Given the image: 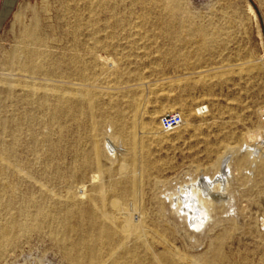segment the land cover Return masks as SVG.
<instances>
[{
    "label": "rangeland",
    "instance_id": "rangeland-1",
    "mask_svg": "<svg viewBox=\"0 0 264 264\" xmlns=\"http://www.w3.org/2000/svg\"><path fill=\"white\" fill-rule=\"evenodd\" d=\"M94 1L12 0L6 4L0 0V156L17 165L20 172L16 175L6 164L2 166V176L12 184V191L6 194L12 205L2 212V221L11 217L22 221L17 217L19 210L33 214L39 205L52 214L54 210L75 213L99 207L97 190L103 186L106 203L118 201L120 212L142 222L147 233L134 255H123L125 250L119 249L105 264L121 258L130 264L170 263L165 259L173 264H193L207 256L209 238L223 230L228 245L225 251L239 254L235 264H264V234L257 226L264 206V0H179L172 30H165L164 22L160 23L169 19L166 0H110L99 9H93ZM179 22H184V28L202 27L212 35L207 51H198V38ZM33 24L41 40L37 46L24 38L25 30ZM28 49L40 54L46 51L37 76L6 65L9 53L22 56ZM100 56L114 60L117 68H107ZM58 61L64 62L54 75L46 76L45 71ZM66 68H72L70 73ZM28 87L35 88L33 93ZM85 88L94 89L93 108L83 101ZM59 94L64 95V103L59 117L52 121L49 110ZM41 98L46 103L44 109L33 104ZM201 107L204 109L197 113ZM166 112L179 113L184 124L157 134L158 120ZM119 122L124 125L122 134ZM133 122L135 151L130 149L129 139ZM148 124L152 130L144 132L142 127ZM16 128L20 129L14 131ZM250 132L255 133L251 141L247 139ZM15 133L18 141L14 143ZM94 146L99 150L98 167ZM253 147L257 150L256 157L252 155L255 161L238 165ZM228 152L232 153L226 172L230 188L225 213L212 232H208L211 222L200 232H188L179 216L172 214L168 196L196 178L215 176ZM95 174L98 179L91 180ZM131 178L136 180L134 193L128 188ZM82 185L85 196L69 201L67 197ZM105 210L113 213L109 206ZM67 222L74 226L73 218ZM56 228L47 217L39 229L19 236L5 248L0 264H68L51 235ZM64 230L62 227V233L67 232ZM79 230L89 228L81 223ZM115 247L103 246L104 255Z\"/></svg>",
    "mask_w": 264,
    "mask_h": 264
},
{
    "label": "bare ground",
    "instance_id": "bare-ground-1",
    "mask_svg": "<svg viewBox=\"0 0 264 264\" xmlns=\"http://www.w3.org/2000/svg\"><path fill=\"white\" fill-rule=\"evenodd\" d=\"M107 1L110 0H95L91 5L93 7V9H99L104 7L103 3H106ZM168 3L165 5L166 8V12H167V16H168V21H161L160 23L163 25L162 22H164V28L165 30H172L174 27V24L176 23V20L174 19L175 16V12L177 10V8L179 7V0H166ZM116 3V2H115ZM140 4V3H138ZM89 8V7H88ZM249 8V12L251 13V15L253 17H255L252 9L250 7ZM125 9V8H124ZM69 10V9H68ZM69 12V11H67ZM71 12V11H70ZM79 13V11H78ZM71 14V13H70ZM101 14V13H100ZM182 17V16H181ZM180 17V18H181ZM109 19V18H108ZM91 23V22H90ZM76 24V23H75ZM144 24V23H143ZM179 24L181 25V27L183 29L187 28V31L192 34L193 36H196L198 38V51H207V49L209 48L211 39H212V35L210 33H208V31L202 27L199 26H194V27H185L183 26L184 22H179ZM195 24V23H194ZM35 24L31 25L28 29L25 30V35L24 38L28 41L29 45H39L41 44V40L39 38V36L36 33V29H35ZM78 27V26H77ZM174 33V32H173ZM180 33V32H179ZM181 34V33H180ZM174 36V35H173ZM182 36V35H181ZM172 37V36H171ZM179 37V36H178ZM175 38V37H174ZM108 39V38H107ZM181 39V38H180ZM43 40V39H42ZM176 41V40H175ZM44 43V42H43ZM196 43V42H195ZM35 46V47H36ZM214 46V45H213ZM196 47V46H195ZM218 47V45H217ZM44 48V47H43ZM92 48V47H91ZM186 48V47H185ZM188 48V47H187ZM26 49V48H25ZM30 49V48H29ZM27 50L24 52V54H22V56L24 55V59H21L20 55H18L16 52H11L8 55V60L6 65H8L9 67H17L15 68L17 71H21L22 74L27 73L32 74L35 73L36 71L38 72V70L42 71V66L41 63L42 61L45 60L44 57V53H46V51L43 54V57H41L42 54H40V51L37 50V52L39 51V53H37L35 50L33 51V49L31 50ZM92 50V49H91ZM102 50V49H101ZM15 51V50H13ZM24 49H22V53H23ZM48 53V52H47ZM101 54V52H98ZM47 55V54H46ZM45 55V56H46ZM97 55V54H96ZM197 55V54H196ZM49 56V55H48ZM58 57V56H57ZM42 58V59H41ZM44 58V59H43ZM50 58V57H49ZM62 58V57H61ZM100 59H103V63H106L105 65H107V68H112L114 69V67H116V65L114 66V60L105 58L100 56ZM40 59L42 61H40ZM48 59V58H47ZM46 59V60H47ZM76 59V58H75ZM54 60V59H53ZM60 60V59H59ZM50 61V60H49ZM56 61V60H55ZM102 61V60H101ZM48 62V61H47ZM46 62V63H47ZM64 62V61H62ZM62 62H53L54 64L52 65V63L50 65L51 68H49V66H47L48 70H46L44 73L46 74V76L48 74L50 75H54L52 74L53 72H55L58 68H60V63ZM100 63V61H98ZM3 62V64H5ZM44 64V62H43ZM101 64V63H100ZM48 65V63H47ZM104 66V64H103ZM44 67V66H43ZM71 67V66H70ZM62 68V67H61ZM98 68V67H97ZM106 68V67H104ZM106 68V69H107ZM117 68V67H116ZM14 69V68H13ZM46 69V68H45ZM43 69V71L45 70ZM67 69V68H66ZM72 69V68H71ZM71 69H67L68 72ZM77 69V68H76ZM105 69V70H106ZM101 70V69H100ZM108 70V69H107ZM106 70V71H107ZM111 70V69H109ZM241 70V69H240ZM16 71V73H17ZM85 71V70H84ZM102 71V70H101ZM75 72V71H74ZM72 72V73H74ZM78 72V71H77ZM48 73V74H47ZM70 73V72H69ZM84 73V72H83ZM15 74V73H14ZM13 74V75H14ZM36 74V73H35ZM35 74H33L32 76H34ZM40 74V72L38 73ZM43 74V73H42ZM58 74V73H57ZM82 74V73H81ZM80 74V76H81ZM20 75V74H17ZM76 75V74H75ZM74 75V76H75ZM202 74H199V76ZM204 75V74H203ZM10 76V75H9ZM31 76V77H32ZM37 76V74H36ZM41 76V75H39ZM85 76V75H84ZM83 76V77H84ZM14 77V76H13ZM24 77V75H23ZM44 77V75H43ZM55 77V76H54ZM87 77V76H86ZM203 77V76H202ZM30 78V77H29ZM28 78V79H29ZM33 78V77H32ZM93 78V77H92ZM21 79H22V75H21ZM25 79V78H23ZM82 79V78H81ZM91 79V78H90ZM30 80V79H29ZM24 81V80H22ZM33 81V80H32ZM31 81V82H32ZM85 81L83 80V83ZM175 82V81H174ZM22 83V82H21ZM34 83V82H33ZM88 83V81H87ZM96 83V82H95ZM14 84V83H12ZM20 84V83H19ZM30 84V83H29ZM35 84V83H34ZM137 84V83H136ZM8 84H6L7 86ZM81 85V84H80ZM85 85V84H84ZM17 86V85H16ZM25 86V85H24ZM29 86V85H27ZM31 86V85H30ZM74 86V85H73ZM87 86V85H86ZM96 86V85H95ZM38 87V86H37ZM59 87V86H58ZM89 86H87L88 88ZM11 88V87H10ZM49 88V87H48ZM73 88V87H72ZM80 88V87H79ZM12 90V89H11ZM17 90V89H16ZM15 90V92H17ZM21 90V89H20ZM35 90V88L33 89L32 87H28V91L32 92ZM53 90V89H52ZM85 92L82 94L83 97V101L87 104V106L89 108H93V94L91 93L93 90H91V92L89 91V89L87 90L85 88ZM19 91V90H18ZM24 91V90H23ZM59 91V90H58ZM26 92V91H25ZM36 92V91H35ZM65 92V91H64ZM21 93V92H20ZM43 93V92H42ZM51 93V91H50ZM68 93V92H67ZM100 93V90L99 92ZM13 96L16 93H11ZM19 94V93H17ZM23 97L26 98L24 94L22 93ZM35 94V93H34ZM39 94V93H38ZM41 94V93H40ZM46 94V93H45ZM77 94V93H76ZM9 95V94H8ZM56 95V94H55ZM53 95V96H55ZM35 96V95H33ZM39 96V95H38ZM44 96V95H43ZM42 94L40 95V97H43ZM51 96V95H49ZM19 97V96H18ZM30 97L29 96V100L30 101ZM23 98V100L26 102V100ZM28 98V97H27ZM38 98V97H37ZM36 98V99H37ZM57 101L56 104L53 106V108H51L49 110V115L48 118L49 120L51 119L52 121H54L57 117H59L58 115L60 114L59 112L61 111L62 105L64 103V95L63 94H59L57 95ZM102 98V97H101ZM68 99V98H67ZM70 99V98H69ZM73 99V98H72ZM76 99V98H74ZM78 99V98H77ZM76 99V100H77ZM19 101V100H18ZM22 101V100H21ZM49 101V100H48ZM52 101V100H51ZM81 101V100H80ZM32 102V101H31ZM35 102V101H34ZM38 102V104H36ZM138 102V101H137ZM17 103V102H16ZM36 103H33L34 106L35 105H40L41 107L46 106L45 100H43L41 98V100L39 99L36 100ZM23 105L27 106L26 103H22ZM76 104V103H75ZM13 105V104H12ZM15 105V104H14ZM17 105V104H16ZM30 106V105H28ZM52 106V105H51ZM68 106V105H67ZM18 106H16L17 108ZM22 107V106H21ZM31 107V106H30ZM33 107V106H32ZM31 107V108H32ZM19 108V107H18ZM36 108V107H35ZM68 108V107H67ZM27 109V108H26ZM29 109V107H28ZM38 109V108H37ZM42 109V110H43ZM84 109V108H83ZM138 109V108H137ZM204 108L201 107L197 110V113L201 112ZM15 110V109H14ZM35 110V109H34ZM34 110L32 109L31 111L34 112ZM40 110V108H39ZM21 111V109H20ZM19 111V113H20ZM76 111V110H75ZM24 112L28 113L26 110H24ZM41 112V111H40ZM46 112V110H45ZM48 112V111H47ZM14 113V112H13ZM76 113V112H75ZM162 113V111L160 112ZM164 113V112H163ZM29 114V113H28ZM27 114V115H28ZM166 114H173L171 112H166ZM179 114V113H178ZM19 115V114H18ZM40 115V114H38ZM36 115V116H38ZM165 115V114H163ZM180 115V114H179ZM17 116V115H16ZM43 116V115H41ZM46 116V115H45ZM61 116V115H60ZM94 116V115H93ZM11 117V114H10ZM13 117V116H12ZM35 117V116H34ZM70 117V116H69ZM181 117V115H180ZM22 118V117H21ZM31 118V117H30ZM33 118V115H32ZM31 118V119H32ZM44 118V117H43ZM156 118V115L151 119V123L154 122V119ZM10 119V118H9ZM23 119V118H22ZM28 119V118H27ZM34 119H37L36 117ZM47 119V118H46ZM47 119V120H48ZM59 119V118H58ZM65 119V118H64ZM70 119V118H69ZM182 119V117H181ZM13 120V119H12ZM21 120V119H20ZM184 119H182V124L181 126L184 124ZM22 121V120H21ZM30 121H33L30 120ZM51 121V124H52ZM24 122V121H22ZM43 123V121H41ZM40 122V123H41ZM131 122V121H130ZM19 123V121H18ZM40 123L38 125H40ZM45 123V122H44ZM49 123V122H46ZM21 124V123H20ZM26 124V123H25ZM25 124L23 126H25ZM31 124V123H30ZM37 124V122H36ZM55 124V123H54ZM16 125V124H15ZM35 125V124H34ZM108 124L106 123V126ZM151 125V124H150ZM149 124L148 125H144L142 127V130L144 132H149L151 129V126ZM18 126V124H17ZM28 126V125H27ZM42 126V125H40ZM49 126V125H48ZM52 126V125H51ZM54 126V125H53ZM79 126V124H78ZM136 123H132V131L130 129V133H129V139L131 141V147L130 148L132 151H135V147H137V144L135 142V134L133 132V129L135 128ZM90 127V126H89ZM95 127V125H94ZM109 127V125H108ZM118 127H119V133L122 134L124 132V125L123 123L119 122L118 123ZM6 128V127H5ZM27 128V127H26ZM46 128L47 124H46ZM138 128V127H137ZM9 129V127H8ZM17 129L20 128H16L14 131H16ZM50 129V127H49ZM109 129V128H108ZM43 130V129H42ZM141 130V131H142ZM6 131V130H5ZM19 131V130H18ZM22 131V130H21ZM48 131V129H47ZM92 131V130H91ZM90 131V132H91ZM96 131V129H95ZM107 131V130H106ZM36 132V131H34ZM39 132V131H38ZM37 132V133H38ZM42 132V131H41ZM11 133V132H10ZM154 133V132H153ZM163 134V132H160L159 130L156 132ZM41 134V133H40ZM260 134V133H259ZM13 135V134H12ZM138 135V133L136 134ZM10 136V135H9ZM108 136V135H107ZM140 136V135H139ZM143 136V134H142ZM20 137V136H19ZM48 137V136H47ZM51 137V136H50ZM141 137V136H140ZM262 137V136H261ZM6 138V137H5ZM9 138V137H8ZM44 138V137H43ZM255 138V133H248V138L253 140ZM24 139V138H23ZM22 139V140H23ZM49 139V138H48ZM52 139V138H51ZM13 142H17L18 141V137L17 134L15 133L13 135ZM29 142L30 139L28 138ZM34 140V139H33ZM106 140V139H105ZM11 141V140H10ZM48 141V140H47ZM264 141V140H263ZM10 142V143H13ZM51 142V140H50ZM108 144H111L112 142L110 140L106 141ZM105 142V144H106ZM119 142V141H118ZM34 143V141H33ZM92 143V142H91ZM138 143V141H137ZM30 144V143H29ZM136 144V145H135ZM262 144V143H261ZM11 145V144H10ZM46 145V144H45ZM104 145V144H103ZM107 145V144H106ZM254 145V144H253ZM260 145V144H258ZM17 146V145H16ZM105 146V145H104ZM113 145H111L112 147ZM249 146V145H248ZM263 146V145H262ZM21 147V146H20ZM93 148V147H92ZM106 148V147H105ZM108 148V145H107ZM247 148V147H246ZM254 148V147H253ZM252 148V149H253ZM14 149V148H12ZM23 149V148H22ZM32 149V148H30ZM112 149V148H111ZM121 149V148H120ZM248 149V148H247ZM250 149L249 153L247 154V156L242 157L240 160H238V165L246 162V161H251L254 159V154H257V150H252ZM21 150V149H20ZM93 150V154H94V162L96 164V166H99V161H98V156H99V150L97 147L94 146ZM114 150V149H113ZM261 150V149H259ZM8 151H9V147H8ZM111 151V150H110ZM109 151V152H110ZM112 152V151H111ZM259 152V151H258ZM261 152V151H260ZM8 153V152H7ZM11 153V152H10ZM14 153H15V149H14ZM108 153V152H107ZM232 152H228L223 159L220 161V165H219V169L218 172L215 176L213 177H198L199 179L195 181H190L189 183L180 186L178 188L177 191H174L170 196H168V201L170 202L171 206H172V214H177L179 216V218L182 220L183 222V226L186 228V230L188 232L191 233H195V232H200V230L205 227L206 225H208L211 222V227L208 229V232H212L213 229L219 224L220 219L222 218L221 215L225 213V207L228 205V201H229V196L227 194V191L230 188V178L226 175V172H229V162H228V155H230ZM6 154V153H5ZM115 155V153H113ZM112 154V155H113ZM132 155V154H131ZM135 155V153H134ZM133 155V156H134ZM138 155V154H137ZM136 155V156H137ZM254 157H253V156ZM11 156V154H10ZM32 156V155H31ZM130 157V156H129ZM135 157V156H134ZM28 158V157H27ZM113 158V157H112ZM132 158V157H131ZM256 159V158H255ZM132 160V159H131ZM134 160V159H133ZM23 160H21L22 162ZM31 161V160H30ZM141 161V160H140ZM255 161V160H253ZM138 163V162H137ZM6 164V168L11 170V172H13L14 174L18 175L19 172V167L17 165L11 164L8 159L5 156H0V254H2L5 250V248L9 247L10 245H12L14 243V241L19 237L22 236L24 234H26L28 231L30 230H36L39 229L40 225L43 223V221L49 217L50 221L52 223H55L57 225V228L55 229V231L51 234L54 238V240L59 244L60 248L63 250L64 256L68 262V264H105L106 261H108L110 259V257H112V255L115 253L116 250L119 249H123L125 250L123 255H127V256H132L134 255L139 248L142 247L143 245V239L145 240V236H147L146 231L144 230V225L142 222H134L128 212L121 213L120 211L122 209H120V203L116 200H112L109 202V204L106 203L105 200V193L103 190V186L102 187H98L97 190V197L99 198L100 201V206L99 207H90L86 210H78L75 213H71L70 211H62V210H54L53 214L50 211H47L44 206L39 205L35 212L33 214H27L25 213L23 210H19L17 213V217H21L23 218L22 221H18L17 218L15 217H11L8 219V221H6L5 223L2 221L1 219V214L2 212H4L5 210L9 209L10 210V206L12 205V199L11 198H6V194L8 192L12 191V184H11V180L8 181L7 178H4L2 176V166ZM94 164V165H95ZM131 164V163H130ZM93 165V166H94ZM122 165V164H121ZM135 166V165H134ZM138 166V165H137ZM140 166V164H139ZM138 166V167H139ZM137 167V168H138ZM120 168V166H119ZM118 168V169H119ZM123 169V167L121 168ZM120 169V170H121ZM101 170V169H100ZM119 173H122L123 171L121 170ZM124 170V169H123ZM135 170V169H134ZM138 170V169H137ZM135 170V171H137ZM131 172V170H130ZM4 173V172H3ZM96 173V172H95ZM136 173V172H135ZM7 174V173H6ZM27 175V174H26ZM31 175V174H30ZM96 175V174H95ZM91 176V180H97L98 177L96 176ZM101 175V174H100ZM133 175V174H132ZM22 176V175H21ZM135 176V175H134ZM29 177V176H28ZM137 177V176H135ZM23 178V177H22ZM101 178V177H100ZM25 179V178H24ZM32 179V178H31ZM89 179V180H90ZM33 180V179H32ZM102 180V179H101ZM24 182V181H23ZM36 182V181H35ZM93 182V181H92ZM91 182V183H92ZM95 182V181H94ZM90 183V184H91ZM88 184V185H90ZM102 184V181H101ZM140 183H138L139 185ZM93 185V184H92ZM65 186V184H64ZM136 186V180L135 179H130L128 181V188L130 190H132V193H134V188ZM42 187V186H41ZM78 187V186H77ZM76 186L74 188H77ZM44 188V186H43ZM50 188V187H49ZM73 188V189H74ZM44 190V189H43ZM176 190V189H175ZM62 191V190H61ZM85 191V187L79 186L74 192L73 194H71V197H67V199L73 200L76 199L78 196H85L84 194ZM139 192V191H138ZM53 193V192H52ZM84 193V194H83ZM91 193V192H90ZM131 193V191H130ZM137 193V192H136ZM63 194V193H62ZM61 194V195H62ZM50 195V194H49ZM60 195V194H59ZM131 195V194H130ZM52 196V195H51ZM57 196V195H55ZM80 196V197H81ZM87 196V195H86ZM137 196V195H136ZM140 196V195H139ZM131 197V196H130ZM55 198V197H54ZM59 198V197H57ZM65 199V198H63ZM79 199V198H78ZM77 199V201H78ZM82 199V198H81ZM115 199V198H114ZM58 200V199H56ZM137 200V199H136ZM129 201V200H128ZM133 201V200H132ZM131 201V202H132ZM30 202V201H28ZM89 202V201H88ZM137 202V201H136ZM140 204V202H139ZM90 205V204H89ZM128 205V204H127ZM130 205V204H129ZM128 205V206H129ZM77 206V204H76ZM106 206H109V208L112 210V214L107 213ZM131 207V206H130ZM129 207V208H130ZM139 207V205H138ZM122 208V207H121ZM125 208V207H123ZM133 208V207H131ZM139 209V208H138ZM131 210V209H130ZM133 210V209H132ZM131 210V211H132ZM140 210V209H139ZM138 210V211H139ZM142 211V210H141ZM135 212V211H134ZM261 212L262 214H260L258 216V220H257V226H258V230L260 229V231H262V233L264 234V206L261 208ZM129 213H131L129 211ZM142 214V213H141ZM140 214V215H141ZM145 214V212H144ZM139 215V217H140ZM234 215V214H233ZM232 215V216H233ZM136 216V215H135ZM143 216V215H142ZM225 216V215H224ZM241 216V215H240ZM257 216V215H256ZM74 219L75 223L74 226L70 227L68 224V219ZM138 218V216H137ZM136 218V219H137ZM134 219V217H133ZM257 219V218H256ZM117 221H119V223H117ZM141 221H142V217H141ZM83 223L85 224L89 230L86 232H81L79 230V226L80 224ZM255 223V221H254ZM237 224V223H236ZM62 227L67 231L65 233H62ZM148 228V227H147ZM190 228V229H189ZM206 228V227H205ZM64 230V231H65ZM153 231V230H152ZM150 232V231H149ZM226 231L223 230V232L216 234L215 237H210V252L207 254V256L200 260V261H194L192 262L193 264H235V262H239V257L236 254L233 253H228L227 251H225V246L227 245L225 243V235ZM157 234V233H156ZM201 234V233H200ZM160 236V235H159ZM153 237V236H152ZM165 240V239H164ZM163 240V241H164ZM157 241V240H156ZM162 242V241H161ZM168 242V241H167ZM192 242V241H191ZM129 243H132V247L128 248ZM146 243V242H145ZM114 244V246H116L114 249V251H111L108 255H104L103 252V246L105 245H111ZM173 245V244H172ZM170 246V245H169ZM228 246V245H227ZM168 247V246H167ZM173 247V246H172ZM169 247V248H172ZM168 250V249H167ZM171 250V249H170ZM232 251V250H231ZM171 252V251H170ZM237 252V251H236ZM172 253V252H171ZM170 253V254H171ZM238 253V252H237ZM152 255V254H151ZM168 255V254H167ZM243 256V255H242ZM171 257V255H170ZM169 257V258H170ZM172 258V257H171ZM175 259V258H174ZM190 259V258H189ZM152 260V259H151ZM154 260H156L154 258ZM166 261H170V263L168 262V264H173L172 260H168L165 259ZM192 261V260H189ZM177 262V261H176ZM180 263V262H179ZM112 264H130V262H128L127 259H117L115 260ZM154 264H156V261L154 262ZM181 264V263H180Z\"/></svg>",
    "mask_w": 264,
    "mask_h": 264
},
{
    "label": "built area",
    "instance_id": "built-area-1",
    "mask_svg": "<svg viewBox=\"0 0 264 264\" xmlns=\"http://www.w3.org/2000/svg\"><path fill=\"white\" fill-rule=\"evenodd\" d=\"M182 124V119L179 114H165L158 120V128L160 132L168 133L176 130Z\"/></svg>",
    "mask_w": 264,
    "mask_h": 264
},
{
    "label": "crops",
    "instance_id": "crops-1",
    "mask_svg": "<svg viewBox=\"0 0 264 264\" xmlns=\"http://www.w3.org/2000/svg\"><path fill=\"white\" fill-rule=\"evenodd\" d=\"M12 0H5V2H6V4H8V3H10ZM7 6V5H6ZM7 12V9H4L3 11H2V14H4L5 15V13Z\"/></svg>",
    "mask_w": 264,
    "mask_h": 264
}]
</instances>
